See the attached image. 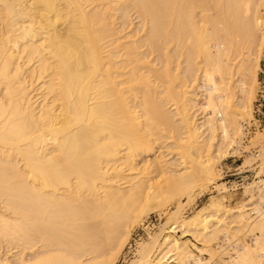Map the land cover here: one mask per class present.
Returning <instances> with one entry per match:
<instances>
[{"label": "bare ground", "instance_id": "6f19581e", "mask_svg": "<svg viewBox=\"0 0 264 264\" xmlns=\"http://www.w3.org/2000/svg\"><path fill=\"white\" fill-rule=\"evenodd\" d=\"M263 48L264 0H0V264H116L152 212L127 264H208L219 237L220 264H264V178L183 215L224 189Z\"/></svg>", "mask_w": 264, "mask_h": 264}, {"label": "rangeland", "instance_id": "374dc122", "mask_svg": "<svg viewBox=\"0 0 264 264\" xmlns=\"http://www.w3.org/2000/svg\"><path fill=\"white\" fill-rule=\"evenodd\" d=\"M132 17V19H134V28L136 26V19L134 18V15ZM256 77L258 80V84L250 105V125L246 126V134L244 135L241 141V145L236 151L237 153H229L222 157L219 161L215 162V170L218 175L216 182L222 183L224 185V189L219 190L218 188H215L213 184H211L206 190L201 193V195H197L189 205L185 206V210L183 211L184 216H189L196 209L204 206L205 203L211 197H215L217 199L220 198L219 200H221V202L223 201L222 203L225 204L227 207L235 208L242 203H247L248 199L250 198V195L249 193L245 192V186H247L248 184H253V182H259L261 179L264 178V175L258 172L257 165L259 163V159H253L251 157V154L255 156L259 153L258 151L261 148V142H264V48L262 49V55L259 59V69L257 70ZM199 99L200 98H198V101ZM191 112H196V123L200 124L202 122L203 118L201 117H203V115H201L200 111H195V109H192ZM202 129L204 130V128ZM258 132L261 133V137H259L260 139H255L254 135ZM203 133L207 135L206 130H204ZM217 134L219 135V132H217ZM217 140L218 137L216 141H213V153H215L217 150V146H215L218 145ZM250 141L253 142L251 143ZM214 142H216V144H214ZM163 145L166 146L165 144ZM157 149L158 147H156L151 153L148 154V160L150 159V161H153L155 158H160L162 155L164 156L163 159L167 160L168 162L174 160L175 156H173V154L168 153L166 148L163 147L161 149ZM142 164H145V158L140 157L138 158V166L140 167L142 166ZM254 192L256 193V188ZM183 201L186 200L184 199ZM253 216H255V212H251V217ZM230 217L231 216L225 219L226 222L231 219ZM159 223V215L157 214V212L150 213L145 218L143 225L138 226L134 229L128 243L123 249L116 264H127V262L133 259L137 248V242L139 240L148 238L147 229L149 230L150 228L155 227ZM231 226H233V224H231ZM217 239L210 243L211 249L214 254L211 260H209L211 257L210 253L208 251L201 252L197 250V247L198 249H201L203 245L198 240H196L191 234H185L180 238L181 241L187 244V247L192 252L193 257L198 256V258H200L201 260V263L207 262V260H209L210 262L208 264H220V262H227L228 256L226 255V252L232 251V245L227 246V244H225L221 237ZM247 241H249V239H247ZM188 264L195 263L191 259Z\"/></svg>", "mask_w": 264, "mask_h": 264}]
</instances>
